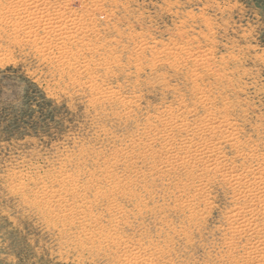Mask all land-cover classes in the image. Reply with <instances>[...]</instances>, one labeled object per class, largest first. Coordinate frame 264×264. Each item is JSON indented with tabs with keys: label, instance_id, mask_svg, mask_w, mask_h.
I'll return each instance as SVG.
<instances>
[{
	"label": "rangeland",
	"instance_id": "rangeland-1",
	"mask_svg": "<svg viewBox=\"0 0 264 264\" xmlns=\"http://www.w3.org/2000/svg\"><path fill=\"white\" fill-rule=\"evenodd\" d=\"M0 264H264V0H0Z\"/></svg>",
	"mask_w": 264,
	"mask_h": 264
}]
</instances>
